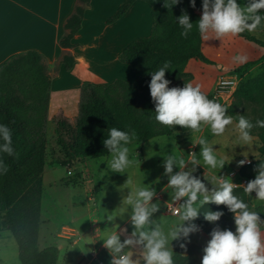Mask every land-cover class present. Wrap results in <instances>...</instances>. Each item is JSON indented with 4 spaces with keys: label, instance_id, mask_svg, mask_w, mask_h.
<instances>
[{
    "label": "trees",
    "instance_id": "obj_1",
    "mask_svg": "<svg viewBox=\"0 0 264 264\" xmlns=\"http://www.w3.org/2000/svg\"><path fill=\"white\" fill-rule=\"evenodd\" d=\"M135 1H142L151 9L150 33L135 38L121 51L118 61L127 65L131 72L140 74L137 82L115 79L109 84H82L74 123L63 116L54 117L55 131L51 136L46 131L51 76L43 56L29 50L13 56L0 67V123L11 129L15 151L12 157L4 156L8 171L0 175V232L6 231L12 236L20 264H57L58 261L56 247H39L43 172L48 164L55 163L68 169L83 159L108 157L103 140L113 127L122 131L135 130L137 135L133 144L138 145L158 137L192 132L180 126H162L155 121L148 85L150 74L165 63L170 65L165 71L170 88H183L186 83L193 82V75L187 72L190 61L212 64L202 53V38L198 33L193 31L182 37L176 23V18L186 12L190 22L195 24L201 16L202 0H196L195 8L190 6L189 0H179L171 8L164 7V0H124L107 24L121 19ZM237 3L244 6L247 0H237ZM89 4L90 0L76 1L63 25L64 34L59 39L61 49L77 47L73 40L81 30ZM238 37L264 48V42L247 31ZM75 63L71 53L62 54L60 64L66 72L72 70ZM235 72L241 80L228 114L235 124L240 116L246 117L253 125L250 136L258 143L256 158L239 171L248 183L255 178L257 167L264 160V127L257 125L258 120L264 121V67L252 78L244 79V68ZM204 94L216 101L214 95ZM50 140H54L57 150ZM254 194L245 193L244 188H233V195L243 200L250 210ZM209 211H222L223 215L214 224L209 223L204 219V214ZM253 211L264 228V206L255 207ZM194 223L209 239L214 228L235 233L234 214L224 205H203ZM203 248L192 244L184 249L177 244L173 249L175 264H201Z\"/></svg>",
    "mask_w": 264,
    "mask_h": 264
},
{
    "label": "clouds",
    "instance_id": "obj_2",
    "mask_svg": "<svg viewBox=\"0 0 264 264\" xmlns=\"http://www.w3.org/2000/svg\"><path fill=\"white\" fill-rule=\"evenodd\" d=\"M177 3L179 0H164V7L171 8ZM189 4L195 8L196 0H189ZM201 8V16L195 24L190 22L186 12L176 18L182 37L196 31L202 39L207 40L210 36H236L264 28V0H247L244 6L238 4L237 0H202ZM234 59L243 63L246 57L237 55ZM169 68L170 65L165 63L150 74L148 87L154 103V119L162 126L190 129L193 132L192 144L202 146L200 159L195 153L185 158L178 150L164 155V174L168 176V188L172 190L173 200L186 198L174 214L175 219L166 221L164 225L150 219L159 207L151 203L155 190L144 186L142 181L133 183L131 179L128 180L125 186L130 187L131 191L123 199V204L131 208L130 222L134 230L130 238L121 241L116 227L105 229L102 234L103 247L111 257L110 264H175L171 242L176 241L181 248L186 247L190 234L199 230L194 221L201 207L208 203L224 205L234 214L235 233L214 228L202 250L201 264H264V228L258 214L233 195L234 185L229 179H216L213 175L218 187L209 192L201 179L193 175L197 165L202 164L211 174L229 162L214 151L202 133L207 127L214 136H219L226 126L232 124L233 118L225 115L226 109L221 103L208 99L199 85L194 87L189 82L183 88H170V82L165 79V71ZM257 125L264 127V121L258 120ZM252 127L246 117H239L236 128L244 143L251 141ZM136 135L135 130L122 131L115 127L108 131L103 145L109 153L106 163L112 172L122 174L132 169L138 170V160L131 155ZM166 139L158 137L157 142L162 146ZM5 155H15L12 131L6 124L0 123V175L8 171ZM186 160L192 164L191 169L185 170ZM245 163L244 159L238 161L239 165ZM174 167L179 171L173 173ZM256 171L255 178L247 183L244 192H255L256 199L264 202V160ZM125 211L127 207L120 208L108 216V220ZM222 215V211H209L204 214V219L214 224ZM125 231L120 230L121 233ZM133 249L138 251L134 252Z\"/></svg>",
    "mask_w": 264,
    "mask_h": 264
},
{
    "label": "rangeland",
    "instance_id": "obj_3",
    "mask_svg": "<svg viewBox=\"0 0 264 264\" xmlns=\"http://www.w3.org/2000/svg\"><path fill=\"white\" fill-rule=\"evenodd\" d=\"M143 5L150 9L145 3ZM133 18L136 20V25H130L128 27L136 28L141 25L140 28L142 30L137 29L129 31L127 30V26H125V30H115L96 26L92 32H83L82 39L77 44V47L70 53L73 56L76 54V56L82 57L89 64V70L80 69L76 70L74 74L68 73V75H66L67 72L64 71L60 64L62 54L66 52H59L52 47L49 51V55L45 56V65L52 80L54 81L61 75L66 80V90L61 91L60 94L67 104H69L64 112L55 110L51 112L50 116L47 118L46 131L49 136L53 135L55 131V127L52 124L54 117H61L64 115L72 116L76 113V109L72 105L76 106L75 103H77L78 106L80 87L82 84H99L103 79L98 80L97 78L103 75L116 73V68L113 67V63L116 61L117 57L114 52L120 47V44L116 41L107 45V48L103 41L108 42L109 40L116 39L118 36L123 35L121 44L127 42V45H129L135 38L144 37L146 34L147 36L149 35L152 25L151 11L147 13L145 10H141V12ZM140 20L141 24H139ZM249 33L259 41L264 42V28L260 31ZM202 53L212 64L206 65L198 61L192 62L187 67V72L193 75L194 79L192 84L194 87L199 85L201 91L204 93L212 92V95H214L216 82L222 75L232 74L238 69L244 68L246 69L244 79L252 78L258 75L264 67V48L254 43L247 42L238 37V35H229L220 38L210 36L207 40L202 39ZM237 55L246 57V60L243 63L237 62L234 59ZM251 63L254 64L250 65ZM233 97L230 100H227V98L226 100L225 98L223 100L221 98L216 99V102L225 100L224 107L229 109L233 102ZM74 120V118H71L69 121L73 124ZM166 138V143L162 146L157 142V138L143 145L132 144L131 155L136 156L139 168L138 170L132 169L130 172L122 174L114 173L108 169L106 159L109 156L104 158L83 159L79 161L74 168L68 169L57 166L55 163L51 165L48 164L46 167H51L54 170L50 172V174H48V172L44 175L45 186L43 187L40 218L41 221L46 222V224L41 226L39 247L43 248L49 246L54 238V231H57L63 223L70 224V226L78 229L84 239L79 241L78 245L73 244L75 238L65 242L66 247L59 253L57 264H86L91 259L89 255H86L91 252L90 249H86L88 234L91 230H94L95 233H101L102 235L105 229H111L113 227H116V229L118 228V225L114 226V222L127 218V215L123 214L119 217L118 215L114 216L111 221L108 220V216L115 213L114 211L117 208L125 206L123 204V199L131 191L130 187L125 186L128 180L131 179L133 183L142 181L144 186L158 190L168 184V176L164 174L163 168L164 155H170L178 150L185 158L188 156L187 151L180 150L175 140L171 137ZM50 141L57 150V147L54 145V140ZM244 151L247 155L255 152L253 145H251V147L247 146ZM49 169L50 168H48V170ZM178 170V168L174 167L173 173ZM205 176L204 172L196 169L197 178L201 179ZM59 178H62L64 182L67 181V185L78 187L72 189L78 191L80 194L69 193V190H64L62 187L59 188V185H57V188L49 187L53 183L57 184ZM87 181L89 184H85V186L93 187V189L97 190V193H94L93 203L87 202L84 197V190L82 187L84 182ZM235 187L243 188L241 185ZM81 195L82 198H80ZM77 197L80 199L76 200ZM69 199L72 203L74 202L75 205H69ZM88 208H90V214L93 212L92 217L96 219V222L92 224H89L87 218L89 214ZM78 213H81L83 217L78 218L79 216L76 215ZM126 231L123 233L119 232L121 239L124 238ZM192 244L205 247L199 241H190L186 244L184 249ZM0 264H20L15 241L9 232H0Z\"/></svg>",
    "mask_w": 264,
    "mask_h": 264
},
{
    "label": "crops",
    "instance_id": "obj_4",
    "mask_svg": "<svg viewBox=\"0 0 264 264\" xmlns=\"http://www.w3.org/2000/svg\"><path fill=\"white\" fill-rule=\"evenodd\" d=\"M76 1L77 0H0V67L13 56L29 50H35L39 52L44 57V63L46 60L45 56L49 55V51L52 49V47L59 52L62 51L70 53L73 49L64 50L59 47V39L64 34V22L71 15ZM123 1L124 0H90L89 7L84 14L81 30L75 35L73 43L78 44L82 39L83 32H92L96 26L115 30H125V26H127V30L129 31L137 29L142 30L140 28L141 25L136 28L128 27L130 25H136V20H134L133 17L140 13L141 10H145L147 13L151 11V9H148L145 5H143L144 3H142V1H135L121 19L112 24H107V20L115 13ZM139 24H141V20ZM122 39L123 35L118 36L116 39L109 40L108 42L103 41L105 47L116 41L120 44V47L114 52L117 57L116 61L113 63V67L116 68V73L114 72L115 74L103 75L102 77L97 78L98 80L103 79L100 83L98 81L99 84H109L115 79H121L127 82H137L140 74L131 72L129 67L127 68V65L121 64L118 61L119 54L127 46V42L125 44H121ZM74 55L75 56L73 57L75 58L76 63L73 69L67 72L66 75H68V73L74 74L76 70L90 69L89 64L82 57L76 56V54ZM192 62L195 61H190L188 66ZM65 82L66 80L64 77H62V75L57 77L54 81L51 78L48 117L50 116L51 112H54L55 110L64 112L65 108L69 106V104H67V102L64 100L63 96L60 94L61 91L66 90ZM210 94L212 95V92H210ZM224 101H220L219 103H221L222 106H225ZM75 104L76 106H72L75 107L76 113L72 116L64 115L68 121L71 120V118L75 119L77 116L78 106L77 103ZM225 115L229 116L228 109H226ZM202 134L205 139L210 142L214 151L223 155L229 161L223 168L216 170L211 174L202 164L196 166L198 171L200 170L206 175L204 178H201V181L205 184L206 188L209 190V192H211L218 187L215 183V179H213V175L216 179H229L234 187L240 186L244 178L239 175V171L243 166H245V164L239 165L238 161L241 159H244L245 161H253L256 158L258 148L257 140L252 137L251 141L248 143L241 141L239 138V131L236 128L234 121L232 124L226 126L224 133L219 136H214L207 127L204 129ZM171 138L176 141L177 145L180 147V150L187 151L188 155L195 153L197 159H200L199 153L202 146L198 144H192L193 132L178 133L174 136H171ZM251 145H253L255 152L247 155L244 150L247 146L251 147ZM78 163L79 162L76 164ZM192 167V164L186 160L185 170L191 169ZM48 168L50 169L48 170ZM53 170L54 169L51 167H45L43 172V187L45 186L44 175H46L48 172V174H50V172ZM193 175L196 177V171L193 173ZM66 182H64L62 178H59L57 184L53 183L49 187L57 188V185H59V188L62 187L64 190H69V193L80 194L78 191L72 189L78 187L67 185ZM85 184H89L88 181L84 182L82 187L84 190V197L86 198L87 202L93 203L94 195L97 193V190L93 189V187H87ZM80 198H82V195ZM80 198L77 197L76 200H79ZM184 199L186 198H182L181 200H173L172 190L168 188V184L159 188L158 190H155V195L151 203L158 204L159 207L157 212L153 213L150 219L154 220L160 225H164L166 221L175 219V215L172 213V210H178ZM68 204L73 205L74 202L72 203L69 199ZM251 204V210H254V208L258 206H264V202L256 199V194L253 195ZM122 207H127V211L120 213L118 217L125 214L127 215V218H123L118 222H114V226L118 225V228L116 229L118 234L121 229H127L125 236L121 239V241H123L125 238H130L131 233L134 230L130 222V206H121L114 212H117ZM87 210L89 213L87 216L89 224L96 222V219L92 217L93 212L90 214V208ZM76 215L79 216L78 218L83 217L81 213ZM44 224H46V222L41 221V226ZM54 233V238L49 246L55 245L54 247L59 250V253L65 249V242L70 241V239L75 238L73 241L74 245H78L79 241L84 239L78 229L70 226V224L63 223L60 225L57 231H54ZM263 235L264 232H262V236ZM208 240L209 238L199 229L197 232L190 234L188 243L190 241H199L204 246H206ZM176 244H178L176 241L171 242L172 250ZM86 249L91 250L90 253L86 254L91 257V259L86 264H110L111 257L108 254V250L103 247V236L101 233H95L94 230H91V232L88 234ZM133 251L137 252L138 250L133 249ZM135 258L136 256L134 255L133 259Z\"/></svg>",
    "mask_w": 264,
    "mask_h": 264
},
{
    "label": "built area",
    "instance_id": "obj_5",
    "mask_svg": "<svg viewBox=\"0 0 264 264\" xmlns=\"http://www.w3.org/2000/svg\"><path fill=\"white\" fill-rule=\"evenodd\" d=\"M241 80V77L238 73L234 72L232 74L222 75L218 78L215 88H214V98L215 99H224L230 100L233 97V93L238 87V84ZM245 164H249V161H246ZM247 184V180L243 179L241 186L244 188ZM177 210H172V213L175 214Z\"/></svg>",
    "mask_w": 264,
    "mask_h": 264
}]
</instances>
